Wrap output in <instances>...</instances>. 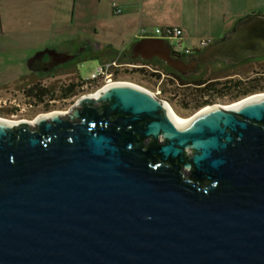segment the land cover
I'll use <instances>...</instances> for the list:
<instances>
[{"label": "water", "instance_id": "obj_1", "mask_svg": "<svg viewBox=\"0 0 264 264\" xmlns=\"http://www.w3.org/2000/svg\"><path fill=\"white\" fill-rule=\"evenodd\" d=\"M171 49L131 47L189 66ZM256 51L253 16L200 57ZM0 264H264V94L177 124L146 90L112 83L67 114L0 119Z\"/></svg>", "mask_w": 264, "mask_h": 264}, {"label": "crops", "instance_id": "obj_2", "mask_svg": "<svg viewBox=\"0 0 264 264\" xmlns=\"http://www.w3.org/2000/svg\"><path fill=\"white\" fill-rule=\"evenodd\" d=\"M77 1L81 0H0V52L42 45L43 31L50 30L53 24L71 27L75 24ZM50 4L60 8L57 12L51 10L55 15L51 20L47 10ZM112 4L120 9L119 14H114ZM61 8H67V12ZM90 8L87 15L92 28L90 43L98 40L97 48L110 56L139 41L135 39L139 28L152 31L177 27L182 30L181 46L195 51L201 41L214 44L247 18L264 19V0H91ZM73 44L78 43L67 39L47 46L74 47ZM14 62V58H0L5 72L0 81L17 78L19 73H10Z\"/></svg>", "mask_w": 264, "mask_h": 264}, {"label": "flooded vegetation", "instance_id": "obj_3", "mask_svg": "<svg viewBox=\"0 0 264 264\" xmlns=\"http://www.w3.org/2000/svg\"><path fill=\"white\" fill-rule=\"evenodd\" d=\"M86 44L88 49L83 48L82 45L73 49H64L62 46H46L25 59L26 72L19 73L17 78L8 82L0 81V119L8 120L6 118L9 117L17 118L16 122H33L38 116L36 112L67 114L78 99L86 95H93L99 82L90 78L83 80L79 75L78 64L87 58H94L98 63H106L110 61L111 56L110 53L98 49L96 44L90 42ZM211 45L199 51H191L188 55L179 54L172 48L170 55L172 59L177 58L189 64L181 71L169 67L157 56L144 60L143 57L147 54L133 53L132 45L122 51L120 57H123L125 61L141 62L143 65L154 64L159 69L153 72H160L162 77L165 76L169 82L174 81L177 86L194 89V93L197 91L195 88H203L210 82L220 81L205 78L204 75L208 70L227 69L264 58V53L260 54L261 51H256L257 55L244 58L237 63L219 59L203 62L200 55ZM228 52L232 54L231 47ZM227 80L226 78L225 81ZM197 99L199 100V98ZM207 99L208 96H204L200 100ZM27 113H36V116L29 121L24 118V114ZM38 114L40 115V113Z\"/></svg>", "mask_w": 264, "mask_h": 264}, {"label": "rangeland", "instance_id": "obj_4", "mask_svg": "<svg viewBox=\"0 0 264 264\" xmlns=\"http://www.w3.org/2000/svg\"><path fill=\"white\" fill-rule=\"evenodd\" d=\"M88 3H84V1H77L75 6V24L71 27H59L58 24H53L50 30L43 31L44 36H42V45H38L34 48H27V49H14L7 52H0V58H14V70L10 71L11 74L15 73H24L26 65L24 64L25 59L32 56L37 52V49H40L41 47L44 48L47 46V44H53L58 43L61 40H67L72 39L74 42H77L78 44H73L74 47H70L71 45H66L63 48L64 49H73L76 46L82 45L83 48H87L86 43L91 42L90 36L92 35V28L90 27L91 21H88V10L91 8V0H87ZM57 6L54 4H50L47 8L48 10V16H50V20L55 17V15H52L51 10H54L57 12ZM63 11L67 8H61ZM70 9V8H69ZM59 14L62 15V12H59ZM52 17V18H51ZM61 30H57V29ZM45 37V39H44ZM98 40H95V44L98 45ZM170 45L173 46V49L177 53L183 52L184 47L176 46L174 41L170 42ZM88 49V48H87ZM88 51V50H87ZM91 51V50H90ZM114 57L111 60H114L116 57ZM117 59V58H116ZM121 59V60H120ZM118 59V62L125 65H130L127 67H124L121 71H118L117 80H119L122 83H128L131 85H135L137 87H140L150 94H152L154 97L158 98L160 101H162L165 105H168L175 116L180 119L181 121H188L189 118H191L194 114H196L201 108L206 106H213L218 105L223 108H228L246 98H250L252 96L256 95H262L264 94V89H259L258 91L254 93H249L245 96L240 95L237 98L233 99V95L236 93V91H232V93L228 96L222 97V98H213L211 101V104L202 105L198 107H194V102L197 99L196 93L194 94V89L189 88H182L181 86L172 85L169 80L163 76L160 80H157L153 77H151L149 74L153 72L156 69H159L154 64H148L143 65L141 62H131V61H125L122 60V57ZM98 61L94 58H87L84 60H81L78 64V70L79 75L83 80H88L92 73H94L97 69ZM3 66H0V78H2V75L5 73L4 70H2ZM136 68H144L146 72L142 73L140 71H134ZM3 73V74H2ZM9 73V74H10ZM205 78H213L218 79L221 81H225L226 78L228 80H240L244 84L254 80L255 78H259V82L256 84L260 88L264 86V58L260 59L258 61H252L247 62L245 64L236 65L234 67H230L227 69L222 70H208V72L204 75ZM0 79V80H1ZM203 100V99H202ZM42 114V112H36ZM36 113H27L24 114V118L26 120L31 121L36 116ZM9 116V115H8ZM9 121H17V118H9L7 117Z\"/></svg>", "mask_w": 264, "mask_h": 264}, {"label": "built area", "instance_id": "obj_5", "mask_svg": "<svg viewBox=\"0 0 264 264\" xmlns=\"http://www.w3.org/2000/svg\"><path fill=\"white\" fill-rule=\"evenodd\" d=\"M113 12L114 14H119L120 9L117 8L115 4H112ZM159 38L166 42L174 41L176 46L181 47V38H182V30L177 27H163V28H156L152 31H148L145 28H139V30L136 33L135 39L141 40V39H154ZM209 41L204 40L199 43V47L196 49V51L202 50L206 48L209 45ZM173 48V46H172ZM191 53V50L189 49H183L182 54L188 55ZM130 65L121 64L118 62V59L110 60L106 63H98L97 69L94 73H92L90 79L94 80L96 82H99V84L96 86V92L103 88L106 85L112 84V83H122L119 80H117L118 71H121L124 67H127Z\"/></svg>", "mask_w": 264, "mask_h": 264}, {"label": "trees", "instance_id": "obj_6", "mask_svg": "<svg viewBox=\"0 0 264 264\" xmlns=\"http://www.w3.org/2000/svg\"><path fill=\"white\" fill-rule=\"evenodd\" d=\"M120 53L121 52H118L114 56L117 59H120L121 58ZM122 60H123V57H122ZM134 71H140L142 73L146 72L144 68H136ZM149 75L157 80H160L162 77L161 76L162 74L160 72H151ZM258 82H259V78H255L254 80H251L245 84L240 80H227L224 82L223 81L210 82L207 85H205L203 88H195V90H197L196 98H199V100L196 99V102L193 105L196 108L198 106H202V105L204 106L207 104H211V101L213 98H222V97L228 96L234 90L236 91V93L232 96L233 99L237 98L240 95L245 96L249 93H254L258 91L259 89H264V86L260 88L259 86L256 85ZM170 83L175 85L174 81H170ZM204 96H208V99L201 101L200 99L203 98Z\"/></svg>", "mask_w": 264, "mask_h": 264}, {"label": "bare ground", "instance_id": "obj_7", "mask_svg": "<svg viewBox=\"0 0 264 264\" xmlns=\"http://www.w3.org/2000/svg\"><path fill=\"white\" fill-rule=\"evenodd\" d=\"M263 95V94H262ZM262 95H256V96H252L250 98H253V97H258V96H262ZM238 103L232 105V106H236ZM165 108L168 112V115L169 117L171 118V120L177 124H185L187 123L188 121H181L180 119H178L175 114L173 113V111L170 109V107L168 105H165Z\"/></svg>", "mask_w": 264, "mask_h": 264}]
</instances>
